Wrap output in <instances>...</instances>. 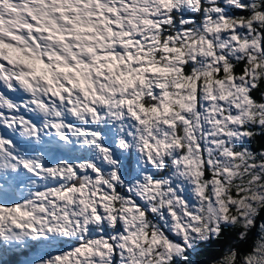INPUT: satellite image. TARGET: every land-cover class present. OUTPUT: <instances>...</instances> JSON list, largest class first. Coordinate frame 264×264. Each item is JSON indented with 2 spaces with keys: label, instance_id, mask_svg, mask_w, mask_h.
Returning a JSON list of instances; mask_svg holds the SVG:
<instances>
[{
  "label": "snow or ice",
  "instance_id": "6c2138e0",
  "mask_svg": "<svg viewBox=\"0 0 264 264\" xmlns=\"http://www.w3.org/2000/svg\"><path fill=\"white\" fill-rule=\"evenodd\" d=\"M0 264H264V0H0Z\"/></svg>",
  "mask_w": 264,
  "mask_h": 264
}]
</instances>
